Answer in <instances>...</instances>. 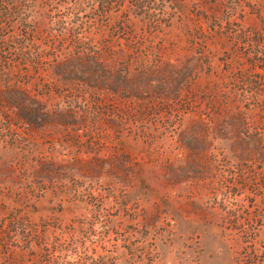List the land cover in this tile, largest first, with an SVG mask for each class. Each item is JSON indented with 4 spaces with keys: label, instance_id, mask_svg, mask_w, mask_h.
<instances>
[{
    "label": "trees",
    "instance_id": "obj_1",
    "mask_svg": "<svg viewBox=\"0 0 264 264\" xmlns=\"http://www.w3.org/2000/svg\"><path fill=\"white\" fill-rule=\"evenodd\" d=\"M222 8V4L217 0H0V72L6 71L7 78L5 85L0 87V130L12 132V127L20 125L24 127L27 138L14 132L10 136L14 141L24 142L30 141L27 139L36 133L51 137L53 124L68 119L71 121L72 128L63 136L59 146L69 145L77 149L71 162L59 159L52 153L50 156L32 160L23 154L16 167L12 162L7 161L8 157L5 156H10L17 147L6 142L5 136L0 135V141H2L0 144V156H2L0 157V196L4 213L0 224V253L6 256L9 264L25 262L23 256L18 259L10 251L19 242H22L24 248L30 253L32 250L29 244L32 240L39 245L45 244L46 247L48 245L53 253L61 251L57 237L51 239L45 237L43 229L39 230L36 225L26 221L36 209L38 201L43 200L47 194H53L54 198H58L57 190L54 188L57 182L65 183L72 177L89 183L86 189L89 200L87 205L92 207L91 214L94 222L89 225L88 230L92 233L94 228L99 231L101 237L93 243L101 245V254L88 256L89 250L83 248L81 254L77 253L75 262L67 264H153L156 262L157 255L153 259L143 256L144 239L155 230L156 221L164 214V209L173 206L168 199L162 198L151 203L150 200L158 196L155 181L160 180L158 187L166 188L173 187L181 181L205 180V176L209 175L203 170L207 155L205 152L208 148L203 147L201 151H197L195 146L200 144L195 145V143L207 146L206 142L211 132L192 117L185 128L176 134L178 147L188 151L185 162L192 176L181 178V174H176L172 166L173 170H169L171 173L161 177H142L143 166L130 158L127 149L131 144L120 137L121 132L109 142H101L103 138L94 139L80 132L79 126L86 125L89 116L77 119L70 100L74 97L73 92H81V94L91 92L92 96L95 95L96 102L99 101L98 94H109L112 101L121 99L128 103L131 100L144 101L147 104H153V102L159 104V101H164L166 112L163 117L169 129L172 130L176 122L179 123V128L182 127L185 115L190 109L188 103L192 104L193 100L181 106L179 98L186 87L184 85L188 82L191 84L198 78L200 59L186 58V61L180 63L178 68L179 66L169 61L164 62L158 48L157 50L154 48L156 45L152 47V40L149 39H152L151 34H156L158 30L174 27L184 28L190 34V25L194 23L190 16H193L195 21L203 19L206 23L209 21L217 23L221 21ZM144 22L147 24L144 26L145 29L142 28L137 33L138 23ZM48 25L51 27L55 41L59 46L67 43L66 50L69 52L63 53L61 49H58L56 54L55 51L47 52V58L52 60L43 61V50L37 44L41 40L39 34H43V29ZM90 35H97V37H90ZM144 36L147 37L146 41L149 40L146 50L149 51L152 47L150 51L153 57H149L145 50L140 51L146 42ZM190 42L191 45L196 44L193 39ZM70 45L72 50H69ZM44 65L47 66L44 69L52 70V75L56 77L53 97L48 84L40 86V82L34 81L35 75L38 76L39 69ZM238 76L242 79V74ZM32 81H34L33 84ZM39 88L42 89V93ZM66 92L67 99L57 100V97H61L62 93L66 94ZM187 93L192 92L189 90ZM52 99L55 100V104H51ZM84 106L77 105L76 108L80 109ZM152 106L147 105L146 109L129 114L135 123L139 125L141 123L140 131L136 136L144 142L149 138L153 140L156 138L149 134L150 128L144 123L149 124L151 117L158 119L163 115L156 109L145 113ZM94 107L93 109L109 117L106 124L110 123L116 131L120 130L122 120L112 118L116 114L113 112L109 114L100 106ZM207 107L214 112L219 110L216 102L212 105L207 104ZM123 113L127 116V112ZM207 117L209 118L210 115ZM162 136L161 133L157 138L161 139ZM232 137L234 138L233 135ZM240 141L243 148L241 161L244 164H252V167L257 164L258 169L262 171L263 142L261 140L253 142L248 138H242ZM106 144L110 147L102 156L101 152ZM34 148L35 144L28 142L24 153L33 154ZM84 154L87 158H82ZM207 170L211 171V168L207 166ZM254 170L256 171V167ZM135 171H140V174L136 176ZM102 179L107 180L106 185L111 187L118 185L119 188H114L106 197L98 199L92 194L95 182ZM262 183L264 188V178ZM140 191L145 192L147 196L148 207L141 213L143 216L141 227L146 237L140 236L136 243L132 244L131 238L138 234V230L133 226L124 225V222L116 223L114 215L113 218L107 216L108 211L112 210L121 213V217L128 224L133 222L135 217L130 212L132 210L130 204L138 203L137 194ZM59 203L61 204L59 209L62 211L63 207L70 202L63 198L59 200ZM106 206H109V209H104ZM72 231L76 230L72 229ZM258 234L257 232L254 238L258 237ZM111 235L116 236L115 239L111 240L109 238ZM150 237L152 250H158L156 241H160L161 236L156 238L155 235H151ZM118 241L123 243L121 248L117 246ZM257 243L259 247L252 245L251 253L255 261L261 259L260 264H264V240ZM93 254L95 255L96 252ZM46 262L59 264L52 257Z\"/></svg>",
    "mask_w": 264,
    "mask_h": 264
},
{
    "label": "rangeland",
    "instance_id": "obj_2",
    "mask_svg": "<svg viewBox=\"0 0 264 264\" xmlns=\"http://www.w3.org/2000/svg\"><path fill=\"white\" fill-rule=\"evenodd\" d=\"M217 2L223 6L220 15L221 21L206 23L203 19L195 21V18L190 16L194 20V23L190 25V34L184 28L174 27L158 30L156 34L152 33V39H149L152 40V47L156 45L154 48H158L164 62L169 61L179 66L180 63L186 61V58L200 59L198 78L191 84L188 82L184 85L192 93L188 94L189 90L184 87L179 98L181 106L193 100L192 104L188 103L190 109L185 115L182 127L179 128V123L176 122L173 129H169L166 119L163 117L166 112L164 101H159V104L157 102L147 104L144 101L131 100L128 103L121 99L112 101L109 94H98L99 101L96 102L95 95L92 96L91 92L87 94L73 92L74 97L70 100L77 119L89 116L86 120L87 124L79 126L80 132L88 134L94 139L103 138L101 142L114 140L121 132L120 137L131 144L127 149L130 158L143 166L142 177H161L171 173L169 170L172 169V166L176 174H181V178L192 176L191 170L187 169L185 162L188 151L178 147L176 134L185 128L192 117L200 125L208 128V132H211L206 142L207 146L195 143V145L200 144L195 146L197 151H201L203 147L208 148L205 152L207 155L203 170L209 175L205 176V180L199 182L195 180L181 181L173 187L167 186L166 188L158 187L160 180L155 181L158 196L154 200L151 199V203L160 200V198L168 199L173 207L164 209V214L156 221L157 227L150 234V236L155 235L156 238L161 236L160 241H156L159 249L152 250L150 236L144 239L143 256L153 259L157 255L156 262L153 264L261 263V259L255 261L251 252H253L252 245L258 248L259 243L257 242L264 240V188L262 183L264 166L261 171L257 164L252 167V164H244L241 161L243 148L240 140L242 138H248L253 142L261 140L264 144V0H217ZM145 25H147L145 22L138 23L137 33L140 29H145ZM50 28V25L46 26L43 29L44 33L39 34L41 40L37 45L43 50V61L52 60L47 58V52L54 53L55 51L56 54L58 49H61L63 53L69 52L66 50L67 43L59 46L55 41ZM90 37L95 38L97 35H90ZM146 39L147 37L144 36V41ZM192 39L196 44L191 45ZM149 40L145 42L140 51L145 50L149 57H153V53L150 51L152 47L149 48V51L146 50ZM68 47L69 50H72L71 45ZM132 53L130 50V54ZM44 68L47 66H41L34 81L40 82V86L48 84L53 97L56 77L52 75V70ZM5 74L6 71L5 73L0 72V87H3L7 81ZM240 74H242V79L238 76ZM39 89L42 93V89ZM67 97V92L66 94L62 93V96L57 97V100L63 98L65 100ZM50 102L51 104L56 103L54 99ZM215 102L219 108L215 111L218 112L217 114L207 107V104L212 105ZM76 104L85 106L78 109ZM147 105L153 106L145 113L156 109L163 115L158 119L151 117L149 124L144 123L150 128L149 134L156 137L154 140L149 138L144 142L136 136L140 131L141 123L140 125L135 123L129 114H132L133 111L146 109ZM94 106L96 108L100 106L109 114L112 112L116 114L112 118L118 121L122 120L120 130L116 131L110 123L106 124L109 117L93 109ZM170 110L173 111L172 108ZM122 112H127V116ZM122 115L123 117H120ZM208 115H210L209 118ZM74 127L76 128V126ZM70 128H72L71 121L65 119L53 124L51 137H44L36 133L27 139L30 141L24 142L14 141L10 136L14 132L27 138L24 127L14 126L12 132L0 130V135L5 136V141L17 147L10 156H5L8 157L6 160L18 167L23 154L32 160L50 156L52 153L59 159L71 162L77 149L69 145L59 146L63 136L68 134ZM174 129L175 131H173ZM223 130L225 131L222 132ZM161 133L163 134L162 138H157ZM82 141L84 140L82 139ZM28 142L35 144L33 154L24 153ZM109 147V144L105 145L101 152L102 156L106 154ZM82 158L87 157L84 154ZM207 166L211 168V171L207 170ZM140 171H135V175L138 176ZM95 183L92 195L98 199L106 197L114 188H119L118 185L115 187L106 185L107 180L103 179ZM138 183L141 184V182ZM54 186L58 198H54L53 194H47L43 200H39L36 209L26 223H33L39 230L43 229L44 236L47 238L57 237L61 251L53 253L48 245L47 247L45 244L39 245L35 240H32L29 244L32 250L30 253L24 248V244L19 242L10 251L18 259L23 256L24 264H47L46 261L50 257L57 260L59 264L75 262L77 253L81 254L83 248L89 250L88 256L101 254V245L93 243L100 239L99 231L95 228L94 233L88 230L89 225L94 222L91 214L92 207L87 205L89 200L86 196V189L89 183L72 177L65 183L57 182ZM137 195L138 203L130 204L132 209L130 212L135 217L133 222L128 224L121 217V213L112 210L108 211L107 216L113 218L114 215L116 223L124 222V225L133 226L138 230V234L136 233L131 238L132 244H135L140 236L146 237V233L141 227L143 222L141 213L148 207L147 196L143 191ZM63 198L70 203L60 211L59 200ZM104 209H109V206ZM104 214L106 215L107 211ZM118 215L119 217H116ZM3 217L0 196V224ZM72 229L76 231L73 232ZM257 232L259 233L258 237L254 238ZM115 237L114 235L109 236L111 240ZM122 244L121 241L117 242L119 248ZM46 249L49 250L46 251ZM92 252H96V254L94 255ZM254 261L255 263H253ZM0 264H9L6 256L1 253Z\"/></svg>",
    "mask_w": 264,
    "mask_h": 264
}]
</instances>
